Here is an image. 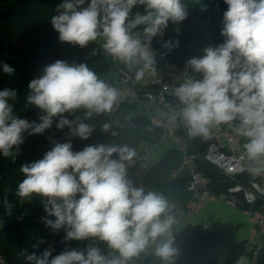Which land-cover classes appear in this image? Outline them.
<instances>
[{
    "label": "clouds",
    "instance_id": "1",
    "mask_svg": "<svg viewBox=\"0 0 264 264\" xmlns=\"http://www.w3.org/2000/svg\"><path fill=\"white\" fill-rule=\"evenodd\" d=\"M228 10L223 14L222 35L225 43L206 48L202 58H192L188 65L202 79L186 78L175 89L184 104L180 115L189 127L190 136H210V127L239 119L238 135L247 138L243 145L253 175L264 173V0H224ZM64 0L63 11L52 18L63 42L87 45L104 37V49L114 58L131 66L144 62L136 72L141 80L154 64L148 43L132 35V29L144 25L145 41L162 33L168 22L185 19L187 12L181 0ZM136 5L145 7L144 14L129 19ZM102 29V31H98ZM170 47V44H166ZM236 70L238 66H241ZM14 68L3 65V72ZM27 102L45 114L40 123L13 115L9 99L16 91H0V152L12 155L10 149L23 142L22 134L43 133L60 116L58 128L68 126L74 134L87 139L93 129L83 122L64 118L62 114L78 109L109 113L119 92L110 87L86 64H69L57 60L46 66L39 78L30 81ZM175 119V117H173ZM107 130L109 125L105 124ZM118 159H112L113 154ZM136 156L128 145L98 144L74 152L70 143H56L44 157L25 164L26 178L19 184L17 195L29 198L37 194L45 200V210L55 220L46 224L55 230L66 229V239L98 237L119 253L109 259L96 247L87 252L64 251L51 260V250L28 257L35 264H127L148 246L167 234L157 244L155 255L165 264H174L178 250L173 247L171 228L175 217L168 200L161 194L135 188L126 178V168ZM127 162V164L125 163ZM163 217V219H161ZM238 264H244L243 258Z\"/></svg>",
    "mask_w": 264,
    "mask_h": 264
},
{
    "label": "trees",
    "instance_id": "2",
    "mask_svg": "<svg viewBox=\"0 0 264 264\" xmlns=\"http://www.w3.org/2000/svg\"><path fill=\"white\" fill-rule=\"evenodd\" d=\"M88 3L90 0H86L85 5L81 7H86ZM181 3L187 9L185 19L174 24L170 20L162 33L154 37H162L166 44L171 45L162 48L165 60L177 63L181 68L189 69L193 79H202L203 74L194 72L188 65V61L192 58H202L206 48H216L225 43L226 38L222 35L223 25L220 24V17L223 11L228 9V5L224 0H181ZM60 5L61 0H0V7H2L0 46L4 38L3 28L8 18H16L20 24L12 30L10 38L23 48L27 62V66L19 70L16 67L15 57L0 60V91L6 88L11 90L18 84L24 92L30 94L28 88L30 81L39 78L44 68L57 60L66 61L70 65H79L84 62L83 64H86L99 79L116 89L112 64L98 58L83 57L86 51L99 46L97 40L90 41L79 48H61L50 42L60 35L52 24V18L63 11ZM138 12L144 14L145 7L136 5L129 19H134ZM143 28L144 25H141L135 29L143 31ZM182 39L188 44L184 46ZM4 64L14 68V73L11 75L4 73ZM240 67L242 64L236 70ZM9 103L13 106V115L19 119L40 123V117L45 114L38 107L34 110L30 103L20 104L13 100H9ZM62 115L70 121H75L73 128L80 122L88 124L93 129L91 135L87 139H82L68 126L58 128L60 116H57L43 133H31L30 130L24 132L23 142L10 149L12 155L4 156L0 152V219L10 212L14 214V218H10L0 227V252L10 264H35L28 257L33 254L40 255L45 250H51L49 257L51 260L64 251L77 250L86 254L89 247L98 248L100 254L109 259L119 258V253L110 249L107 243L99 240L98 237L82 240L66 239L65 228L55 230L47 225L46 219L55 220V217L49 216L46 212L44 198L37 194H32L29 198H21L17 195L19 184L26 178L21 172L22 166L42 159L56 143H70L74 152L98 144L128 145L135 149L136 156L133 158V163L126 168V178L133 187L138 188L134 184V176L142 159L141 146L142 144L155 145L161 139V130L153 125L149 117L140 112L132 99L123 102L113 115L93 112L91 116H88L87 110L83 108ZM105 124L109 125L107 130L103 127ZM192 142L201 153L206 151L207 143L195 137L192 138ZM182 158L179 150L169 148L157 164L150 166L141 186L145 193L156 192L168 200L170 214L175 217V223L171 228L173 242L180 237L175 231L191 200V194L187 190L188 177L174 175L181 165ZM112 159H118V156L114 153ZM197 164L199 171L203 172L209 180L211 190L227 193L235 185L234 180L227 178L206 163L197 160ZM238 179L245 178L238 177ZM239 208L246 212L257 209L256 205L247 202L240 203ZM190 227L195 231L191 236V243L195 246L203 245L204 241L214 237V232L201 225ZM166 239H168L167 234L159 237L155 243L150 241L146 249L128 260L127 264H165L155 255V249L159 242ZM247 242L234 246L225 264H238ZM261 258H264V254L258 258V261ZM174 264H192V262L187 259H178L174 260Z\"/></svg>",
    "mask_w": 264,
    "mask_h": 264
},
{
    "label": "built area",
    "instance_id": "3",
    "mask_svg": "<svg viewBox=\"0 0 264 264\" xmlns=\"http://www.w3.org/2000/svg\"><path fill=\"white\" fill-rule=\"evenodd\" d=\"M132 35L141 39L142 43H148L154 60L152 67L145 71L144 77L139 81L135 78L136 72L143 68L144 62L140 61L138 64L133 63L128 66L123 61L114 58L104 49L103 36L97 38L99 46L86 51L83 57L85 59L98 58L112 64L119 96L113 110L107 113L108 115H113L123 102L132 99L139 109L151 112L153 117H148L162 132L159 143L142 144V159L134 176V184L137 187L142 186L153 156L160 149L176 148L183 158L174 175L188 177L187 190L191 194L188 209L182 214L181 219L183 216L195 214L206 203L214 199H221L234 208H239L242 202L256 205V210L253 209L247 213L253 225L259 230V237L253 242L248 241L240 256L244 264H255L264 254V173L253 175L248 171L249 167L255 165L250 164L245 155L243 145L247 142V138L236 132L240 125L239 119L218 126L212 125L208 138L190 136L189 127L180 115L184 104L174 94L175 89L184 83L186 78H193L190 70L164 59L162 48L166 43L162 37H152L150 41H145L143 31L135 28L132 29ZM193 137L207 143L204 153H201L192 142ZM197 160L234 180L235 185L227 193L211 190L209 180L198 169ZM238 177L245 179L240 180ZM12 217L14 218V214L10 212L0 219V227ZM0 264H10L1 252Z\"/></svg>",
    "mask_w": 264,
    "mask_h": 264
},
{
    "label": "rangeland",
    "instance_id": "4",
    "mask_svg": "<svg viewBox=\"0 0 264 264\" xmlns=\"http://www.w3.org/2000/svg\"><path fill=\"white\" fill-rule=\"evenodd\" d=\"M64 3V0H61V4ZM212 5H214L212 2H209ZM2 7H0V10ZM185 10L187 11L186 7ZM226 9L225 11H227ZM221 14L220 17V24L223 25V14ZM20 24L19 20H17L14 17H9L7 20V23L5 25L4 29V38L3 42H1L0 46V60L5 59L7 57H15L16 67L21 70L24 67L27 66V62L25 59V52L23 48L20 46V44L14 42L10 38V33L12 30H14L18 25ZM172 24L174 22L172 21ZM184 46L188 44L184 39H182ZM53 44H55L58 47H76L79 48L80 45L73 44L69 42H63L58 38H54L52 41ZM84 63V62H83ZM11 90L16 91V97L14 99L10 98L9 100H13L16 103L25 104L27 102V96L28 93L24 92L20 85L16 84L15 87H13ZM33 109L35 110L37 106L33 105ZM149 115V114H148ZM149 117H153L152 115H149ZM138 188H141L140 186ZM188 218L185 219L182 218L179 227L175 231L180 237L173 242V247H175L178 250V254L174 257V260L178 259H187L192 264H209L213 262L214 264H225L226 259L230 257L233 246H226L223 239H221V235L214 232V237L209 238L208 240L203 242V245H193L191 243L192 235L194 234V230L191 229V225H201L204 228H207L205 225L199 222L193 221L194 219ZM210 230L209 228H207ZM211 231V230H210ZM213 232V231H212ZM255 264H264V258H261L260 261L257 260Z\"/></svg>",
    "mask_w": 264,
    "mask_h": 264
},
{
    "label": "crops",
    "instance_id": "5",
    "mask_svg": "<svg viewBox=\"0 0 264 264\" xmlns=\"http://www.w3.org/2000/svg\"><path fill=\"white\" fill-rule=\"evenodd\" d=\"M139 110L147 117L151 115L149 110ZM168 149V147L160 149L153 156L151 166L157 164ZM184 217L192 218L193 221L196 220L195 222L202 223L211 231L220 234L226 246L234 247L244 241L253 242L259 237V230L253 225L249 214L240 208L228 205L221 199L210 200L195 214Z\"/></svg>",
    "mask_w": 264,
    "mask_h": 264
}]
</instances>
